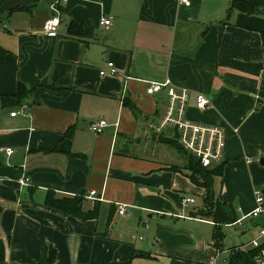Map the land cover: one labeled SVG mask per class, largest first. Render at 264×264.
<instances>
[{
    "label": "crops",
    "instance_id": "1",
    "mask_svg": "<svg viewBox=\"0 0 264 264\" xmlns=\"http://www.w3.org/2000/svg\"><path fill=\"white\" fill-rule=\"evenodd\" d=\"M57 1L61 24L48 36ZM231 2L0 0V96L21 83L29 90L0 107V186L17 195H0V264H229L234 255L255 264L249 241L264 216L249 214L264 189V14L227 17ZM104 17L113 18L109 29ZM73 18L91 31L71 35ZM110 61L118 73L101 75ZM167 79L189 90L188 118L226 130L216 197L233 222L223 225L221 249L214 221L192 215L204 188L163 141L178 132L160 126L168 94L146 90ZM199 93L208 108L197 107ZM22 104L27 114L12 116ZM102 118L107 127L93 132ZM48 195L80 198L84 212L98 206V214L81 219ZM188 197L195 202L184 205Z\"/></svg>",
    "mask_w": 264,
    "mask_h": 264
},
{
    "label": "built area",
    "instance_id": "2",
    "mask_svg": "<svg viewBox=\"0 0 264 264\" xmlns=\"http://www.w3.org/2000/svg\"><path fill=\"white\" fill-rule=\"evenodd\" d=\"M180 4H189L190 0H178ZM58 1L52 4V9L55 12L54 15L49 17L43 27L44 34L48 36H56L61 24V15L59 10ZM113 18L104 17L101 20V25L106 29L112 26ZM109 70H102L101 75L114 76L118 73V69L114 62L108 63ZM147 92L149 94H155L161 90H166L168 94V105L164 118L161 121V129L165 127H173L178 131L179 141L182 146L193 156H195L203 166L211 167L217 163H220L224 157V151L226 148V130L220 125H210L200 123L191 120L187 116V105L190 99V93L187 88L178 90L173 84L171 79H167L164 82H147ZM196 105L200 109H206L211 105V100L203 93H199L196 96ZM28 110V104H22L18 110L11 112L12 116L17 114L26 115ZM108 123L105 119L94 121L90 125V129L95 133H102ZM8 155L14 153V149L11 147L2 148ZM1 181V178H0ZM24 183V180L21 179ZM95 191L91 192L93 195ZM91 197V196H90ZM255 198L257 206L249 214L253 216H264V195L262 190L255 191ZM195 202L194 198L188 197L183 199L184 205ZM127 205L119 204V213L126 214ZM249 244L255 250V264H264V221L259 229L258 235L249 241Z\"/></svg>",
    "mask_w": 264,
    "mask_h": 264
},
{
    "label": "trees",
    "instance_id": "3",
    "mask_svg": "<svg viewBox=\"0 0 264 264\" xmlns=\"http://www.w3.org/2000/svg\"><path fill=\"white\" fill-rule=\"evenodd\" d=\"M240 11L247 14H264V0H232L231 5L228 9L227 17L234 11ZM91 29L83 22L73 18L69 26V33L73 36H80L84 32H89ZM0 52L3 50L0 48ZM29 90L22 83L19 85L18 92L13 95H1L0 96V107L6 105L7 103L13 102L19 103ZM135 108V107H134ZM136 109V108H135ZM163 141L166 144L177 149L179 153L188 155V163L186 169L189 170V177L193 183L204 188L205 192L203 194V206L194 210L192 215L195 217L209 219L214 221V240L216 246L221 249L223 248V243L225 240V233L223 231V225L230 224L233 222L229 208L226 203L220 201L215 194L214 183L216 177L222 176L224 173L225 163H217L211 167H205L202 165L200 160L189 153L180 143L179 134L177 132L176 136L173 138H164ZM0 195L6 197L9 200H15L17 198L16 193L7 187L0 186ZM47 202L55 208H58L64 212L71 213L76 217L81 219L94 218L98 214V206H96L90 212H84L81 207L80 198H55L54 195L47 196ZM1 212V208H0ZM256 252L253 251L254 256ZM50 260L53 261L55 257L54 251L51 252ZM237 256L234 255L229 264H236Z\"/></svg>",
    "mask_w": 264,
    "mask_h": 264
},
{
    "label": "rangeland",
    "instance_id": "4",
    "mask_svg": "<svg viewBox=\"0 0 264 264\" xmlns=\"http://www.w3.org/2000/svg\"><path fill=\"white\" fill-rule=\"evenodd\" d=\"M172 138V137H170ZM174 148V147H173ZM175 149V148H174ZM177 151V149H175ZM178 152V151H177ZM181 156H182V160L184 161L185 160V166L187 165L188 163V155L186 154H183V153H179ZM222 183H223V178L222 177H216L215 179V183H214V187H215V192H216V195L219 197L220 194H221V191L223 190V187H222ZM202 200V199H201ZM228 234H229V241H235V242H238V238H234L235 233H234V230L233 229H228ZM253 261L255 263V255L253 256Z\"/></svg>",
    "mask_w": 264,
    "mask_h": 264
},
{
    "label": "water",
    "instance_id": "5",
    "mask_svg": "<svg viewBox=\"0 0 264 264\" xmlns=\"http://www.w3.org/2000/svg\"><path fill=\"white\" fill-rule=\"evenodd\" d=\"M261 163L264 165V156L261 157ZM262 193L264 195V189L262 190Z\"/></svg>",
    "mask_w": 264,
    "mask_h": 264
}]
</instances>
